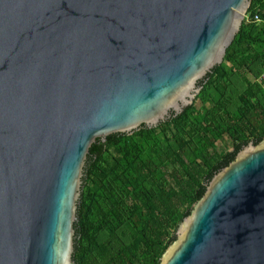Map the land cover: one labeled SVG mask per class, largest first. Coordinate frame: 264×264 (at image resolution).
<instances>
[{"label":"water","instance_id":"95a60500","mask_svg":"<svg viewBox=\"0 0 264 264\" xmlns=\"http://www.w3.org/2000/svg\"><path fill=\"white\" fill-rule=\"evenodd\" d=\"M250 3L0 0V264H73L91 145L180 114ZM160 264H264V140L213 176Z\"/></svg>","mask_w":264,"mask_h":264},{"label":"trees","instance_id":"16d2710c","mask_svg":"<svg viewBox=\"0 0 264 264\" xmlns=\"http://www.w3.org/2000/svg\"><path fill=\"white\" fill-rule=\"evenodd\" d=\"M264 0H251L223 62L157 127L97 138L83 169L73 264H160L210 180L264 140ZM227 137L230 149H217Z\"/></svg>","mask_w":264,"mask_h":264},{"label":"rangeland","instance_id":"374dc122","mask_svg":"<svg viewBox=\"0 0 264 264\" xmlns=\"http://www.w3.org/2000/svg\"><path fill=\"white\" fill-rule=\"evenodd\" d=\"M196 97V96H195ZM225 140L221 143H217V149H230V145H228L227 137L224 138Z\"/></svg>","mask_w":264,"mask_h":264},{"label":"built area","instance_id":"2783aa9c","mask_svg":"<svg viewBox=\"0 0 264 264\" xmlns=\"http://www.w3.org/2000/svg\"><path fill=\"white\" fill-rule=\"evenodd\" d=\"M258 81L260 83H264V72L260 75V77L258 78Z\"/></svg>","mask_w":264,"mask_h":264}]
</instances>
